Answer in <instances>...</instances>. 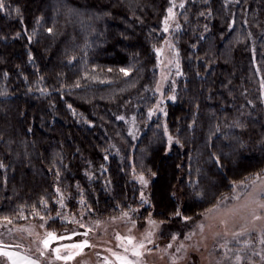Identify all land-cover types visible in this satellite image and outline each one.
<instances>
[{"label":"trees","instance_id":"trees-1","mask_svg":"<svg viewBox=\"0 0 264 264\" xmlns=\"http://www.w3.org/2000/svg\"><path fill=\"white\" fill-rule=\"evenodd\" d=\"M168 2L0 0V221L63 205L176 224L264 173V0L185 1L182 77L149 117Z\"/></svg>","mask_w":264,"mask_h":264},{"label":"rangeland","instance_id":"rangeland-1","mask_svg":"<svg viewBox=\"0 0 264 264\" xmlns=\"http://www.w3.org/2000/svg\"><path fill=\"white\" fill-rule=\"evenodd\" d=\"M185 1L169 0L161 20L149 117L166 116V104L174 101L182 77L174 33ZM164 126L169 152L177 140ZM135 179L146 205L154 176ZM86 212L69 214L59 205L53 213H37L18 225L1 220L0 264H264V173L236 183L229 197L195 220L179 217L176 224H167L152 212L138 219L137 211L97 219Z\"/></svg>","mask_w":264,"mask_h":264},{"label":"snow or ice","instance_id":"snow-or-ice-1","mask_svg":"<svg viewBox=\"0 0 264 264\" xmlns=\"http://www.w3.org/2000/svg\"><path fill=\"white\" fill-rule=\"evenodd\" d=\"M121 71H123V69L121 70ZM86 234V233H85ZM49 235L51 236L52 234L51 233H49ZM45 243H47V242H45ZM84 244L86 245L87 244V242L85 241L84 242ZM142 246V245H141ZM72 247H81L80 245H72ZM59 258V257H58ZM71 257H66V259H70Z\"/></svg>","mask_w":264,"mask_h":264}]
</instances>
